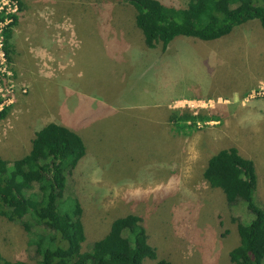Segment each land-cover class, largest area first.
Wrapping results in <instances>:
<instances>
[{
    "label": "rangeland",
    "instance_id": "rangeland-1",
    "mask_svg": "<svg viewBox=\"0 0 264 264\" xmlns=\"http://www.w3.org/2000/svg\"><path fill=\"white\" fill-rule=\"evenodd\" d=\"M155 1L179 9L189 0ZM19 7L10 75L0 85V94L10 91L0 156L21 160L36 132L61 124L86 146L67 180L83 210L82 252L104 240L114 220L137 215L158 260L232 264L238 222L249 224L253 215L241 202L231 211L203 172L213 155L237 148L254 162V200L264 204V97L253 94L264 86L259 22L216 41L176 37L163 54L145 45L135 9L123 0H19ZM254 40L263 51L242 52ZM175 113L215 121L178 133ZM31 184L25 178L16 189ZM30 230L0 217V255L37 264Z\"/></svg>",
    "mask_w": 264,
    "mask_h": 264
},
{
    "label": "trees",
    "instance_id": "trees-1",
    "mask_svg": "<svg viewBox=\"0 0 264 264\" xmlns=\"http://www.w3.org/2000/svg\"><path fill=\"white\" fill-rule=\"evenodd\" d=\"M123 1L134 7L135 25L145 45L149 49L160 46L162 52L176 37L216 41L250 21L257 20L264 30V0H189L185 8L179 9L155 0ZM17 21L15 16L4 33L9 63ZM7 110L0 111V120ZM170 121L175 131L186 134L196 128L198 121L215 119L175 113ZM85 155L86 146L78 134L51 123L35 133L30 155L13 163L0 156V217L31 228L28 244L39 259L37 264H143L146 259L170 264L158 260L137 215L114 220L110 234L94 242L88 252H82L83 210L78 199L67 193V180ZM203 177L212 189L224 193L231 211L241 202L253 215L249 224L238 222L240 242L229 253L231 263L264 264V204L254 200L258 182L254 162L235 147L223 149L208 160ZM25 178L31 186L16 189ZM0 264L27 263L11 262L0 255Z\"/></svg>",
    "mask_w": 264,
    "mask_h": 264
},
{
    "label": "built area",
    "instance_id": "built-area-1",
    "mask_svg": "<svg viewBox=\"0 0 264 264\" xmlns=\"http://www.w3.org/2000/svg\"><path fill=\"white\" fill-rule=\"evenodd\" d=\"M19 1L18 0H0V85L4 78H8L10 72L8 70V60L6 52L4 50L5 44V30L14 21V17L19 13ZM13 87V86H11ZM0 94V111L5 107L4 105L9 101L7 99V93ZM254 95L264 97V86L257 88V91L253 93Z\"/></svg>",
    "mask_w": 264,
    "mask_h": 264
},
{
    "label": "crops",
    "instance_id": "crops-1",
    "mask_svg": "<svg viewBox=\"0 0 264 264\" xmlns=\"http://www.w3.org/2000/svg\"><path fill=\"white\" fill-rule=\"evenodd\" d=\"M258 35L260 36V37H258V38H261V39L264 38L262 32H259ZM254 41H255V43H257L256 46H252L251 48L249 47V48H247L246 50H243L242 52H245V53H247V54H256V55H258L259 52L263 51L262 47L259 46V45H261V44H260L259 42H257L256 40H254ZM170 48H171V43H170V45L168 46L167 50H166L165 52H162V53H163V54L167 53L168 50L170 51ZM236 49H238V48H236ZM230 50H231V48H230ZM226 51H228V50H226ZM162 64H164L163 61H162ZM165 65H167V63H166ZM60 125H61V124H60Z\"/></svg>",
    "mask_w": 264,
    "mask_h": 264
}]
</instances>
